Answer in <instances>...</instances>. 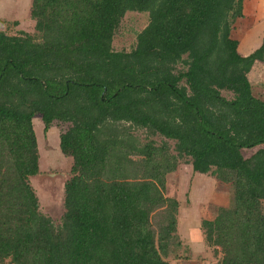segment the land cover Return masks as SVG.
Here are the masks:
<instances>
[{"label":"trees","instance_id":"1","mask_svg":"<svg viewBox=\"0 0 264 264\" xmlns=\"http://www.w3.org/2000/svg\"><path fill=\"white\" fill-rule=\"evenodd\" d=\"M248 1L31 0L35 34L0 30V264L189 261L179 202L165 195L181 163L230 190L200 220L212 264H264V95L247 77L264 37L244 55L236 36ZM131 11L148 21L131 49H114ZM34 117L45 132L68 124L59 223L30 183Z\"/></svg>","mask_w":264,"mask_h":264},{"label":"rangeland","instance_id":"2","mask_svg":"<svg viewBox=\"0 0 264 264\" xmlns=\"http://www.w3.org/2000/svg\"><path fill=\"white\" fill-rule=\"evenodd\" d=\"M251 1H248V6L253 12L257 3ZM30 3L31 0H0V30L8 34H15L20 30L35 34V23L29 17ZM147 21L148 17L145 12H127L113 37V48L117 50L131 49L135 43L136 34L145 27ZM237 24L236 36L242 38L243 41L245 40V35H243L245 30L239 27V23ZM255 26L259 27V23H255ZM250 75V79L249 74L247 77L251 81L249 82L252 85L253 94L257 97L263 96L262 71L258 73L256 68ZM222 94L226 98L232 96L225 91ZM32 125L37 141L39 174L31 177L30 183L37 195L40 210L50 216L55 223H59L64 211V183L69 177L72 162L71 158L63 155L59 149V135L67 128L68 124L53 122L45 132L40 118L34 117ZM140 134L143 137V133L140 132ZM155 139L160 140L157 136ZM244 152L246 155L249 154V151ZM165 195L173 196L179 202L178 236L193 252V257L189 261L180 260L179 262L171 261V263L212 264V257L201 242L198 229L202 218H211L216 213L217 207L229 205L231 194L228 186L217 182L210 174L193 172L189 164L181 163L175 172L167 176ZM191 261H196V263Z\"/></svg>","mask_w":264,"mask_h":264},{"label":"crops","instance_id":"3","mask_svg":"<svg viewBox=\"0 0 264 264\" xmlns=\"http://www.w3.org/2000/svg\"><path fill=\"white\" fill-rule=\"evenodd\" d=\"M252 1H254L255 4L257 3L253 8V12L251 11V14L247 18L241 19L239 23V27L245 30V34H243L245 35V40L242 41V38L240 39V37H238L239 39L238 50L244 55H248L253 50L258 48L259 45L261 44L262 38L264 37V1L262 0H252ZM254 19L256 20L255 22ZM255 23H259V27L256 28ZM243 24L245 25L243 26ZM249 38H251V40H249ZM256 68L258 70V73L259 71L260 73L262 71L264 78V64L261 62H255L251 67L250 72L248 73L249 79L251 76L250 73L256 70ZM262 83L264 84V81Z\"/></svg>","mask_w":264,"mask_h":264},{"label":"water","instance_id":"4","mask_svg":"<svg viewBox=\"0 0 264 264\" xmlns=\"http://www.w3.org/2000/svg\"><path fill=\"white\" fill-rule=\"evenodd\" d=\"M50 176H52V175H50ZM192 263H196V261H191ZM197 262H200V261H197ZM201 263V262H200Z\"/></svg>","mask_w":264,"mask_h":264}]
</instances>
